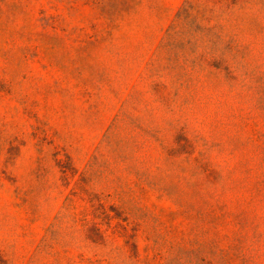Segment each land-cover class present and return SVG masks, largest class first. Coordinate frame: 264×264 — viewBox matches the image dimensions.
Returning a JSON list of instances; mask_svg holds the SVG:
<instances>
[{
    "label": "rangeland",
    "instance_id": "obj_1",
    "mask_svg": "<svg viewBox=\"0 0 264 264\" xmlns=\"http://www.w3.org/2000/svg\"><path fill=\"white\" fill-rule=\"evenodd\" d=\"M0 264H264V0H0Z\"/></svg>",
    "mask_w": 264,
    "mask_h": 264
},
{
    "label": "trees",
    "instance_id": "obj_2",
    "mask_svg": "<svg viewBox=\"0 0 264 264\" xmlns=\"http://www.w3.org/2000/svg\"><path fill=\"white\" fill-rule=\"evenodd\" d=\"M179 19H183V16L181 15V13L177 15V18H176V22L179 20ZM221 27L220 26H204V27H198L196 29L199 30L201 32V34H203L204 36H212V38L215 39V41L219 40L220 39V34L218 33V30L220 29ZM174 36V30H173V26L168 29L167 31V37L168 38H172Z\"/></svg>",
    "mask_w": 264,
    "mask_h": 264
}]
</instances>
